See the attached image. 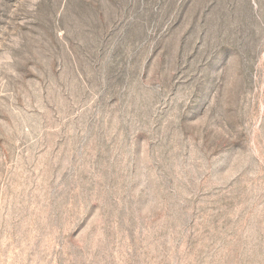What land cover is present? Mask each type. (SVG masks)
<instances>
[{
    "label": "rangeland",
    "instance_id": "374dc122",
    "mask_svg": "<svg viewBox=\"0 0 264 264\" xmlns=\"http://www.w3.org/2000/svg\"><path fill=\"white\" fill-rule=\"evenodd\" d=\"M0 264H264V0H0Z\"/></svg>",
    "mask_w": 264,
    "mask_h": 264
}]
</instances>
